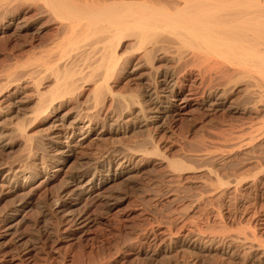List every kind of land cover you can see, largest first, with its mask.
I'll return each instance as SVG.
<instances>
[{"label":"rangeland","instance_id":"1","mask_svg":"<svg viewBox=\"0 0 264 264\" xmlns=\"http://www.w3.org/2000/svg\"><path fill=\"white\" fill-rule=\"evenodd\" d=\"M39 11L0 0V264H264V80L223 88L192 58L146 64L131 39L116 67L66 65L97 40L65 42ZM57 75L72 82L46 92ZM39 87L60 99L34 116ZM178 89L199 105L167 109ZM76 179L99 186L75 195Z\"/></svg>","mask_w":264,"mask_h":264},{"label":"bare ground","instance_id":"2","mask_svg":"<svg viewBox=\"0 0 264 264\" xmlns=\"http://www.w3.org/2000/svg\"><path fill=\"white\" fill-rule=\"evenodd\" d=\"M165 3L157 0H24V6H29L35 11L42 10L39 11L40 15H44H41L42 17L54 16L59 26L57 31L64 32L65 42L88 35L97 40L92 48L88 45L90 49L81 46L72 50L68 56H65V53L62 58L65 57L60 59L63 64H86L90 58H100L108 59L109 64L113 62L116 67L122 60L119 49L126 39H131L132 50L142 54L146 64L156 54L173 55L179 60L177 63L192 58L194 68L203 69L209 82L219 78L223 81V88H236L246 81L251 82L250 90L258 87L257 89L263 91L264 88L261 89L259 84L264 80V0H173ZM169 49L175 52L170 54L172 52H168ZM37 68L30 66L23 74L24 80L34 77ZM71 76L73 75L69 77ZM64 78L58 76L56 83L46 92L58 90L59 93V90L67 88L68 82L72 81L68 80V77ZM37 89V107L34 113L32 112L34 116L45 114L57 98L60 99L54 97L46 104V92H41L40 87ZM262 93L261 95H264V92ZM221 94L213 99L215 106L225 105L227 100L222 98ZM198 101L195 91L193 93L190 90L184 94L178 89L167 109L171 112H185L192 104L197 105ZM23 126L18 123L14 132L21 136L23 143L28 147L32 139L26 134ZM58 163L60 160L55 161V172L60 170H56ZM74 183L76 186H72L70 192L75 195L87 194L99 186L94 181L81 185L82 182L76 179ZM239 235L240 239L248 240L246 235Z\"/></svg>","mask_w":264,"mask_h":264}]
</instances>
